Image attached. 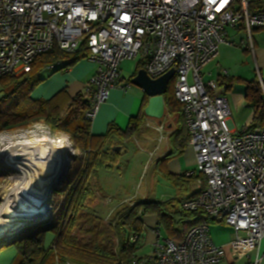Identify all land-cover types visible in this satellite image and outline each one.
<instances>
[{"label":"built area","instance_id":"1","mask_svg":"<svg viewBox=\"0 0 264 264\" xmlns=\"http://www.w3.org/2000/svg\"><path fill=\"white\" fill-rule=\"evenodd\" d=\"M251 3L0 0V77L22 76L32 70L38 57L58 49L84 54L98 64L85 85L89 100L85 118L92 121L112 89L131 85L123 80V60L140 57L141 69L152 78L173 68L174 95L196 155L197 172L205 179L196 194L182 200V209H202L213 221L232 227L233 250L238 256L247 255L264 243V125L253 130L246 125L240 132L232 129L230 104L219 92V81H205L202 72L218 57L229 27L244 29L247 40L241 43L254 51L253 32L264 30V12L252 10ZM69 62L59 59L46 69H59ZM47 127V133L39 134L51 138L54 132ZM163 128L164 124L155 127ZM210 230L207 223L196 224L178 242L160 239L158 231L150 255L139 257L136 251L124 264H218L225 252L211 240ZM129 241L140 242L139 234ZM260 260L256 257L251 264H260Z\"/></svg>","mask_w":264,"mask_h":264},{"label":"trees","instance_id":"2","mask_svg":"<svg viewBox=\"0 0 264 264\" xmlns=\"http://www.w3.org/2000/svg\"><path fill=\"white\" fill-rule=\"evenodd\" d=\"M251 5L252 10L264 12V5L260 1H252ZM84 56L80 53L67 54L58 49L54 53L38 57L32 70L22 76L0 77V88L3 92L0 96V133L7 129L26 127L32 121L43 120L52 132L66 133L73 147L86 154L84 165L77 175L66 182L64 191H58L63 195L64 201L59 207L55 226L44 227L36 234L16 241H21V264H55L57 253L72 259L76 264H124L130 254L142 247L141 241L132 244L129 239L133 234H139L142 239L143 217L146 214H157L168 238L176 242L182 240L192 226L202 222H214L202 209L189 212L183 210L182 200H139L134 205L119 207L110 223L102 221L94 211L83 209L82 205L90 200L94 193L93 186L88 184L89 179L97 170L103 167L111 168V164L113 165L120 156L113 150L112 146L116 142L114 139L118 137L124 141L133 138L146 119L145 114L140 113L130 119L124 130L116 123H111L105 134L94 136L91 132V121L85 118L89 105L85 91L72 98L63 90L49 100L32 99L31 92L43 80L39 73L47 65L59 59H69L70 62L60 69L70 68ZM139 69L141 67L138 63L136 73ZM219 83L227 90L233 86L232 80L226 77H220ZM244 91L245 100L253 108L254 118L248 124V128L253 130L264 125V91L261 81L245 80ZM166 105L169 113L179 112L182 116L180 103L175 95L166 93ZM177 137L179 147L163 159L174 157L172 155L182 152L186 147L189 134L180 129ZM168 177L170 178L169 175ZM48 232H51L54 238L46 245Z\"/></svg>","mask_w":264,"mask_h":264},{"label":"crops","instance_id":"3","mask_svg":"<svg viewBox=\"0 0 264 264\" xmlns=\"http://www.w3.org/2000/svg\"><path fill=\"white\" fill-rule=\"evenodd\" d=\"M252 1H260L264 5V0ZM255 30L256 33L253 32L252 36L254 42V51L252 52L247 48H245V50L247 52L250 51L251 54H253L254 63L257 66L259 76L261 78V84L264 85V32H262L261 29H254V31ZM228 31V40L225 42V44L223 43V45H221L222 51H220L221 49L219 48V54L217 55L218 57L215 60L209 62L206 67H204V70H207L206 68L212 63H214L219 68L225 67V63L227 65L229 64L224 61L223 66L221 62L217 61L219 55L226 57V52H230V50H232L235 37L241 36V33L244 34L246 31L242 28L237 29L232 27H229ZM242 40L243 39L240 40V43ZM126 62L127 61L123 60L121 64V73L123 74V80L130 81L131 83V78L137 70V64L131 72L132 75L128 79L127 75L124 73V69L128 70L127 67H129V63ZM97 67V63L83 58L74 62L70 68H59L54 70L45 68L39 73V77H43L41 82H44L43 85L44 89L47 91V94L40 95L34 100L43 98H47L46 100H49V98L57 95L63 90H65L71 98L80 92H84L86 83L91 77L95 75ZM58 72L60 73L58 74ZM208 74L211 75L212 71L206 72L205 76ZM228 75L229 72L226 70V68H224V70L222 69L221 73L219 72L217 80L219 81L220 77L227 78ZM204 80L207 81L205 78ZM231 90L232 88L227 90L225 86H222L220 93H223L226 96L228 103L230 104L231 128L236 132H240L242 130L239 131L234 125L236 119L233 116V105L237 109V115L239 112L240 116L243 117L242 119L240 118V122L241 124L246 123L245 126L250 124L254 118L253 108L244 98V89H240L241 91L239 92H231ZM108 98V101L98 109L97 115L90 122L91 132L94 136L105 134L111 123H116V125L121 130H124L129 125V121L132 117H135L140 113H144V108L147 106V102L149 100V96L145 95L144 91L137 85L126 92L119 88L112 89ZM241 102L244 104L243 108L239 104ZM165 107H167L166 101ZM239 107L242 109L240 110ZM148 122L151 124V126H147ZM161 124H164L163 130H156L155 127L160 126ZM180 129H184L186 134H188L184 120L182 119V116L179 114V112L169 113L167 111L162 123H159L158 120L148 117L145 119L143 128H141L138 134H136V136L133 138L124 141L120 140L118 137L114 139V141H119L123 145L127 146L126 153L130 152L129 149L131 147L132 141H135L134 143H137V141L142 142L141 144L144 146V150H147L146 152H148L150 157L145 166L147 163L150 164L151 162H154L155 167L160 168L162 172H164L167 179L172 181L175 194L172 195L169 200H173L175 202L193 196L200 188V181L203 180L205 182V179H203L200 172H197L196 155L192 146L188 143V140L186 142V147L182 149V152L172 155L174 157L170 159H163L166 155L174 153V151L179 147V137H177V133ZM126 153L124 155L120 154L119 158H117V161L113 163V165L111 164V168L103 167L96 171L97 181L100 184V191L104 193L105 196L111 198L110 194L108 193L109 190L107 189L108 184L104 183L114 181L117 182V171L122 169L125 161L128 163L131 162V159L126 158ZM151 153H153L152 156L150 155ZM115 191L116 195L119 196L120 199L114 206L107 208V204L105 202H103V206H106V209L104 208L105 210H103L102 206L98 203L92 206L95 209H100V212H104L103 215H101L102 213H100V215L96 213L99 217L104 218V216H109L113 211V207L115 208L116 205L126 202L127 199H131V201L133 200L134 203L139 200L152 201L151 199H148L149 196L144 197L145 199L139 198L138 195H136V190L134 193L122 194L119 192L120 189L118 187V189H115ZM143 219V243L153 247L154 242H156L158 238V231L161 235L160 239H165L168 237L167 232L164 229V225L161 223L157 214H146ZM209 225L211 228V240H213V242L217 245L222 246L225 252V257L218 264H251V261H253V259L256 257H260V264H264V243H262L260 248L253 249L249 254L238 256L233 250L231 244L234 237L233 228L227 224L217 221L211 222Z\"/></svg>","mask_w":264,"mask_h":264},{"label":"rangeland","instance_id":"4","mask_svg":"<svg viewBox=\"0 0 264 264\" xmlns=\"http://www.w3.org/2000/svg\"><path fill=\"white\" fill-rule=\"evenodd\" d=\"M256 33V30L254 31ZM264 32V30H262ZM247 40L246 33L242 34L241 36L235 37L234 44L232 47V50L230 52H226V57H223L219 55V58L217 61L221 62L224 66V61L229 63L228 65L225 63V67L219 68L214 63L209 65L204 70L203 76L204 78L211 79V80H217L219 72H222V69L226 68V70L229 72L228 79L232 80L233 87L231 92H239L242 89H244L245 86V80H259L261 81V78L259 76V72L257 69V66L254 63V57L251 52H247L245 50V46L240 43L241 39ZM225 44V43H224ZM223 45V43H221ZM221 45L219 48L222 51ZM219 54V53H218ZM140 57H137L132 60H125L126 63H129L128 70L124 69V73L127 75L128 79L132 75V71L136 64H138ZM212 71V74H208L205 76L206 72ZM60 72H58L59 74ZM45 74V73H43ZM43 79V77H42ZM264 79V78H263ZM44 82H40L36 85L34 90L31 92L32 99H35L36 97L47 94V91L44 89ZM41 85V86H40ZM40 86V87H39ZM136 85H130L127 88H119L122 91H129L130 89L134 88ZM39 87V88H38ZM170 90L167 91L168 94L174 95V83L171 80L170 81ZM262 90L263 85L261 84ZM38 88V89H37ZM222 85H220L219 92H221ZM241 89V90H240ZM3 95V92L0 90V96ZM47 98H43V100H46ZM243 108V102L239 103ZM240 108V107H239ZM240 108V110L242 109ZM233 116L236 119L235 120V127L240 131L243 130L245 127V124H241L240 118L243 117L240 116L239 112L237 115V109L233 105ZM43 120H37L32 121L26 127H16L13 129H7L3 130L0 133V146L4 143L3 140L13 141L16 140V138L20 137H33L38 136L39 132H46L49 131V128L45 126L42 122ZM43 124V125H42ZM143 128V127H142ZM51 136L54 139L60 140H66L67 135L66 133L62 132H55L51 133ZM51 137V138H52ZM70 142V141H69ZM135 141L131 142L130 152L126 153V158L131 159V162H124V165L120 171H117L118 179L117 182H105L104 184H108V193L110 194L111 198L108 196H105L104 193L100 191V184L97 181V175L95 174L93 177H91L88 181L89 185L93 186V197L90 198V200L86 201L82 207L85 210L88 211H94L95 213L99 214L100 209H95L92 206L96 205L97 203L102 206V209L105 210L106 206L109 208L110 206H114L119 201V196L116 195L115 189H120V193L127 194V193H134L136 190V195H138L139 198H144L146 196H149L148 199L155 200V201H162L169 200L172 195H174V188L172 181H169L167 177L165 176L164 172L160 168H156L154 162L147 163L149 154L146 152L147 150H144V146L141 144L142 142L137 141V143H134ZM120 146H123L124 148H127V146L123 145L121 142L116 141L114 142ZM136 147V148H135ZM131 157V158H130ZM86 156L85 153L82 152L80 149H76L75 155H70V159L67 160V168L65 169V176L62 180V182L59 185L54 186L55 188L51 193L48 194L47 197V205L50 207L49 212L44 213V216L35 218L31 220L29 223L25 224L22 228H19L18 230L12 232L9 238H2L0 239V264H21V260L23 257L22 250H21V241H18L19 239L26 238L28 236H31L33 234H36L38 231L42 230L44 227L46 228H52L56 224V218L59 213V207L61 206L62 202L64 201L63 195H60L58 191H64L66 182L70 179H72L75 175H77V172L79 169L84 165V160ZM145 166V167H144ZM0 174L2 176V179L0 180V206L2 205V198L5 195V192L10 190L12 185H14L17 181L16 176L18 175L17 172L13 171L11 167H8L7 165H4V163L0 160ZM138 198V199H139ZM145 199V198H144ZM135 200V199H134ZM103 202H105L107 205L103 206ZM110 203V205H109ZM127 205H134L133 200L127 199L126 202L118 204L113 207V211L110 213L109 216H104V218H100L102 221L106 223H110L111 219L116 215V212L118 211L119 207L121 206H127ZM105 208V209H104ZM104 212L101 214L103 215ZM54 238L53 234L51 232H48L46 234V245L51 243L52 239ZM143 240H141L142 247L137 251V256L142 257L144 255H150L152 253L153 247L148 246V244L143 243ZM14 242V243H13ZM13 243V244H12ZM151 247V248H150ZM143 248V249H142ZM56 255L57 258H55V264H76L72 259H67L63 256H61L59 253ZM62 261L64 263H62ZM59 262V263H58Z\"/></svg>","mask_w":264,"mask_h":264},{"label":"bare ground","instance_id":"5","mask_svg":"<svg viewBox=\"0 0 264 264\" xmlns=\"http://www.w3.org/2000/svg\"><path fill=\"white\" fill-rule=\"evenodd\" d=\"M3 142L0 160L18 173L16 183L5 192L0 206V239H7L45 213L49 186L64 170L72 149L67 140L43 133Z\"/></svg>","mask_w":264,"mask_h":264},{"label":"water","instance_id":"6","mask_svg":"<svg viewBox=\"0 0 264 264\" xmlns=\"http://www.w3.org/2000/svg\"><path fill=\"white\" fill-rule=\"evenodd\" d=\"M174 75L175 70L173 68H170L167 73L159 76L158 78H152L144 69H139L137 73L134 74L131 78V84L137 85L144 91L145 95L149 96L147 106L144 108V114L146 118L149 117L158 120L159 123L163 122V118L165 117L167 111V108L165 107L166 93L168 91L170 81L174 77ZM112 147L113 150L118 152L119 154L124 155L127 152V148H124L123 146H120L116 143H114ZM70 155L72 156V154H69V158L67 160L70 159ZM66 167L67 164L58 178L53 181L52 184H50L49 193L53 191V189L55 188L54 186L59 185L62 182L65 176L64 172ZM49 209L50 207H48L45 211L49 212ZM42 216H44V214ZM42 216L40 217L42 218Z\"/></svg>","mask_w":264,"mask_h":264}]
</instances>
